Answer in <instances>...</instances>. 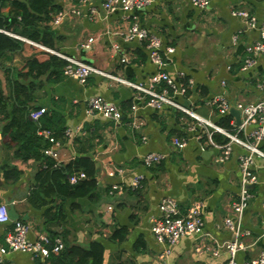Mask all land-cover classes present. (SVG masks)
Instances as JSON below:
<instances>
[{"label": "crops", "instance_id": "0c3cea01", "mask_svg": "<svg viewBox=\"0 0 264 264\" xmlns=\"http://www.w3.org/2000/svg\"><path fill=\"white\" fill-rule=\"evenodd\" d=\"M55 3L58 9L50 13V20L45 24L54 36L57 48L9 31L38 51L24 48V52L15 53L12 60L4 61L5 65L18 67L20 63L22 66L25 56L31 54L44 61L48 58L47 53H61L135 83L145 82L159 70L181 86L191 78L192 86L185 96L177 98L178 102L220 127L219 118L228 117L235 125L234 116L230 113L220 115L214 105L203 103L205 99L223 95L232 106L236 102L246 104L264 99V90L258 87L264 83V55L258 56L253 66L241 69L247 47L260 36V27L264 24V0H209L203 8L194 6L190 0H152L139 11L112 13L102 9L101 0H87L83 4L78 0H55ZM3 9L6 13L9 7ZM91 9H95L94 14L90 13ZM77 10L81 11L79 15L75 13ZM58 11H65L67 16L62 23L54 24L52 17ZM236 11L248 16L235 15ZM133 23L161 38L163 66L151 61L145 41H126L116 34L124 32ZM89 37L94 40L85 48L82 43ZM166 47H172L173 52L167 53ZM123 56L127 58L126 62H121ZM35 81L38 97L34 104L45 107L48 114L53 110L62 117L63 135L65 130L81 129V133L76 132L73 138L65 137L55 161L65 164L76 157L89 156L97 168V184L91 197L68 198L60 201L59 208L55 209L59 200L50 196L45 205L36 207L27 196L34 183L37 162L32 159L11 162L21 173L16 181H12L8 179L9 174L5 176L0 170V203L7 205L10 218V222L0 223V245L4 244V233L12 227V221L20 219L30 226V238L39 233L60 235L67 246L80 249L94 241L100 242L102 264L228 263L229 255L224 245L232 239V234L222 224L238 197L240 170L237 158L247 153L245 148L232 143L230 157L220 162L221 149L211 147L205 129H188L195 123L193 118L170 106L158 109L143 106L144 102L136 100V92L131 87L109 76L91 74L85 83H79L64 75L62 68L60 79L50 80L46 74L42 80ZM91 96H101L117 104L122 114L120 123L115 124L101 114L89 115L86 99ZM133 103L140 106L132 113ZM240 116L242 118L241 113ZM135 117L143 121L140 129L130 125ZM254 126L250 124L248 129ZM231 132L244 138L242 131L233 128ZM77 137L79 142L74 140ZM174 137L187 139L186 146L175 149L172 145ZM259 149L264 152V139L259 143ZM149 151L161 152L165 158L146 167L140 158ZM9 153L11 151L3 148L0 142V167ZM262 163V157L255 155L253 170L258 182L251 186L253 196L241 222L243 231H249V235L238 238L241 249L236 252V264H244L264 251ZM110 168H122L124 172L121 176H108L106 172ZM136 174L144 176L140 190L130 188V180ZM114 183L121 186V193L109 192ZM164 196L174 197L182 211L195 201L203 203L201 242L216 248L218 255L196 252L197 239L185 236L168 257L158 258L162 246L155 241L151 225L159 217L158 202ZM108 206L112 208L108 209ZM59 209L61 212L57 216ZM71 256L79 255L74 252ZM3 264L62 263L55 257L9 252L4 256Z\"/></svg>", "mask_w": 264, "mask_h": 264}, {"label": "built area", "instance_id": "2783aa9c", "mask_svg": "<svg viewBox=\"0 0 264 264\" xmlns=\"http://www.w3.org/2000/svg\"><path fill=\"white\" fill-rule=\"evenodd\" d=\"M78 1L83 4L87 0ZM151 1L152 0H101L100 6L106 13H112L117 10L130 12L142 10ZM190 1L194 6L199 8H203L209 3V0ZM75 13L79 15L81 11L77 10ZM90 13L94 14L95 9H91ZM234 14L243 16L244 18L248 16L247 13L241 11H236ZM66 16L67 13L65 11H58L53 15L52 21L54 24H60ZM250 24L254 26L253 22ZM0 32L20 38L18 35L10 33L2 28L0 29ZM116 34L121 35L126 41L133 39L145 41L151 61L157 66L164 65L163 58L160 55L162 41L157 34L141 28L137 23H133L124 32H117ZM259 35V39L246 49L247 56L241 67L242 70L253 66L256 63L257 57L264 55V24L260 27ZM93 40V37H89L84 43H82V46L88 48ZM165 49L167 53L173 52L172 47H166ZM57 54L67 61L66 65L63 67V74L76 79L79 83H85L91 74L109 76L131 87L134 92H136V100H140L142 103L144 102L143 106L155 109L170 106L189 115L195 120V123L188 129L190 131L205 129L206 137L211 147L221 149V155L219 157L220 162H224L230 157L232 143H236L246 149L247 153L240 154L237 158L240 170L238 197L232 204L230 212L226 215L222 224V226L232 234V239L224 245V250L229 255L227 264H236L235 255L238 249H241V243L238 241V238L242 235H249V231H243L241 222L243 213L253 196L251 186L258 182V176L253 170L255 155L262 157V168L264 169V152L259 149V143L264 139V99L246 104L236 102L234 103V106H232L229 100L223 95L213 96L212 98L203 101L204 104H209L210 106L214 105L220 115H227L231 107L238 109L242 115L240 124L234 125L233 122L230 124L234 130H237L238 132L242 131L244 133V138H240L230 130L224 129L198 115L191 107L182 105L178 102L177 98L185 96L189 91V88L192 86L193 79L191 78H188L181 86L176 84L166 72L159 70L155 74L150 75L145 82L135 83L127 79L113 76L112 74H107L87 62L79 61L71 56L61 53ZM120 60L121 62H126L127 58L123 56ZM258 87L264 90V83H260ZM139 106L140 105L133 103L131 105V112L133 113ZM45 111V107L32 109L29 112V117L33 120H37ZM86 112L89 115L101 114L115 124L120 123L122 118L121 111L117 104L106 100L101 96H91L86 99ZM250 124H255V126L248 129ZM130 125L135 129H140L143 125V121L135 117L131 120ZM80 130V128L74 132L71 130H65V137L73 138L76 132L78 134L81 133ZM214 132L224 134L228 137V141L219 145L212 138ZM38 135L42 136L48 142V146L43 149V153L56 159L58 156V148L61 145L59 139L47 129L40 130ZM195 138H197V136H195ZM142 140L145 141V137H142ZM186 144L187 139L178 137L172 139V145L175 149H183ZM164 158L165 155L161 152L149 151L144 153L140 160L144 166L150 167L154 164L160 163ZM123 172L124 169L122 168H110L106 173L108 176H121ZM83 178H85V174L79 172L71 175L69 180L70 183H76L78 179ZM143 179V174H136L130 180V188L134 190L142 189ZM121 190V186L114 183L111 185L109 192L115 194L121 193ZM202 206L203 203L201 201H195L182 211L177 204V200L172 196H164L159 200L158 210L160 214L159 217L153 220L151 225V231L155 241L160 247L162 246V250L158 255L159 259H165L168 257L171 254L173 247L185 236H192L197 239V243L195 244L196 252L212 256L219 254V251L216 248L211 247V245L207 243L201 242L204 227ZM111 208V206H108V209ZM8 222H10V218L7 205L0 203V223L4 224ZM29 233L30 226L27 223L20 219L12 221V227L4 233V244L0 245V264H3L4 256L9 252L29 253L33 256L48 258L51 254L58 255L64 248L63 237L60 235L51 239L47 233H39L33 238H30ZM244 264H264V251H260L254 259L248 260L244 262Z\"/></svg>", "mask_w": 264, "mask_h": 264}, {"label": "trees", "instance_id": "16d2710c", "mask_svg": "<svg viewBox=\"0 0 264 264\" xmlns=\"http://www.w3.org/2000/svg\"><path fill=\"white\" fill-rule=\"evenodd\" d=\"M5 7H9L6 13L2 11ZM57 9L55 0H0V28L56 49L54 36L49 32L45 22L50 20V13ZM24 48L38 51L24 41L0 32V142L3 148L11 151L0 170L5 176L9 174L8 179L16 181L21 171L11 162L29 159L36 161L38 167L27 199L36 207H41L45 205L47 198L55 196L59 200V204L54 205L57 209L60 203L68 198L91 197L97 184V168L92 159L86 155L62 164L43 153L48 142L38 135V132L47 129L53 132L52 134L62 144L66 139L65 134L63 135L65 127L62 117L53 110L49 114L46 110L37 120L29 117L30 110L40 107L34 104L38 97L35 92V80H42V76L46 74L50 80L60 79L62 68L67 61L56 54L47 53L48 58L44 61L38 60L33 54L25 56L21 67L3 63L12 60L15 53L24 52ZM50 50L57 52L54 49ZM40 52L45 53V51ZM217 122L230 131L233 129L228 117L219 118ZM213 139L218 143L228 141L218 132L213 133ZM74 140L80 141L79 137ZM79 172H83L85 178L70 183V176ZM58 212L61 210L56 211L57 216ZM48 235L51 239L56 236ZM63 242V250L58 255L51 254L49 257H55L62 264H102L103 248L100 242L94 241L84 249L71 248L64 239ZM74 252L79 256L72 257Z\"/></svg>", "mask_w": 264, "mask_h": 264}, {"label": "water", "instance_id": "95a60500", "mask_svg": "<svg viewBox=\"0 0 264 264\" xmlns=\"http://www.w3.org/2000/svg\"><path fill=\"white\" fill-rule=\"evenodd\" d=\"M229 113L232 116H234V118H235V124L236 125H239L240 124V121H241L240 111L238 109H235V108L231 107L229 109Z\"/></svg>", "mask_w": 264, "mask_h": 264}, {"label": "rangeland", "instance_id": "374dc122", "mask_svg": "<svg viewBox=\"0 0 264 264\" xmlns=\"http://www.w3.org/2000/svg\"><path fill=\"white\" fill-rule=\"evenodd\" d=\"M3 11H5V9H3ZM17 66H18V67H20V66H21V64L19 63V64H17ZM17 161H20V160H17Z\"/></svg>", "mask_w": 264, "mask_h": 264}]
</instances>
